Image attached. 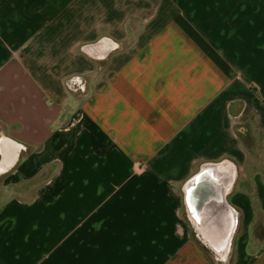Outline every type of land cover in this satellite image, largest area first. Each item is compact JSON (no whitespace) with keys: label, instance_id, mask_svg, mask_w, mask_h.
<instances>
[{"label":"crops","instance_id":"obj_1","mask_svg":"<svg viewBox=\"0 0 264 264\" xmlns=\"http://www.w3.org/2000/svg\"><path fill=\"white\" fill-rule=\"evenodd\" d=\"M103 36L124 49L101 68L79 49ZM2 128L30 152L0 182V264H210L181 188L224 158L236 264H264V0H0Z\"/></svg>","mask_w":264,"mask_h":264},{"label":"water","instance_id":"obj_2","mask_svg":"<svg viewBox=\"0 0 264 264\" xmlns=\"http://www.w3.org/2000/svg\"><path fill=\"white\" fill-rule=\"evenodd\" d=\"M124 44L103 36L97 42L80 47L79 51L96 60L101 68L111 57L121 52ZM85 83L74 89L87 92ZM30 152L26 145L0 132V182L13 173L23 156ZM240 181L239 164L230 158L206 161L183 184L184 218L192 235L210 264H232L238 235L242 227V212L231 202Z\"/></svg>","mask_w":264,"mask_h":264},{"label":"trees","instance_id":"obj_3","mask_svg":"<svg viewBox=\"0 0 264 264\" xmlns=\"http://www.w3.org/2000/svg\"><path fill=\"white\" fill-rule=\"evenodd\" d=\"M128 24H129V27H131V28L132 27L137 28L140 26L139 23H134V22H129ZM235 129H236V132H237L240 140L242 141L245 149L249 152V154H251V156H253V157L257 156L258 155V152L256 150L257 143H256V140L252 136V133H251V123L245 124V125H237L235 127ZM49 174H50L49 169L44 170L37 177L35 183L38 184L39 182L46 180L49 177ZM244 186H246V185H244ZM246 190L251 195L254 194V192H255L254 187L251 185H248ZM254 235L256 238H258L260 240L264 239V226H263V223L260 219L257 220V222L255 223Z\"/></svg>","mask_w":264,"mask_h":264},{"label":"rangeland","instance_id":"obj_4","mask_svg":"<svg viewBox=\"0 0 264 264\" xmlns=\"http://www.w3.org/2000/svg\"><path fill=\"white\" fill-rule=\"evenodd\" d=\"M255 136L257 137V139L259 138L258 134L255 135ZM250 166H251V168L249 169L248 178L246 180V185L249 184V183H251V182H249L250 181L249 179L253 176V174H255L256 172H258V170L260 169V167H259L260 166L259 165V160L258 159H252V162H251ZM251 184L254 185V183H251ZM30 187L32 188L31 185H28L27 187L25 186L23 189L25 191H29V190H31ZM6 200H7V197H3V198L0 199V203L4 202ZM248 232H249V227L247 226V222H246L245 229H244V233L247 234ZM242 233H243V226L241 227V231L239 233V236H241ZM236 261H237V255L235 253V257H234V260H233L232 264H236Z\"/></svg>","mask_w":264,"mask_h":264}]
</instances>
